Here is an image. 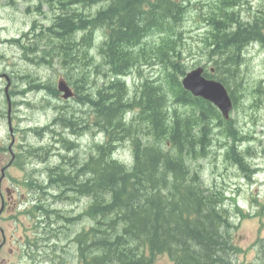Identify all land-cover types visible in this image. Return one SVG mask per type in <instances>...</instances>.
I'll return each instance as SVG.
<instances>
[{
	"label": "trees",
	"instance_id": "16d2710c",
	"mask_svg": "<svg viewBox=\"0 0 264 264\" xmlns=\"http://www.w3.org/2000/svg\"><path fill=\"white\" fill-rule=\"evenodd\" d=\"M25 1L48 12L45 23L33 27L36 40L28 34L19 40L24 55L32 57L31 51L38 64L58 65L75 90L73 105L88 109L57 107L51 125L63 132L46 133L61 146L57 160L41 177L33 170L13 178L32 196L22 211L31 223L27 244L35 263L154 264L167 255L174 264H264V237L251 244L249 262L241 261L246 252L238 240L244 219L259 216L263 223L264 203L254 214L244 210L225 171L229 164L254 179L253 138L210 101L185 90L181 80L190 68L186 53L193 38L185 22L193 16L201 28L196 51L214 67L206 75L225 83L236 107L247 93L261 104L262 85L248 92L239 72L245 51L264 45V10L253 9L249 0ZM144 68L159 74L143 76L129 89L123 77ZM21 73L12 76L25 89L11 93L34 88L58 95L54 79ZM95 130L99 141L95 137L85 151L67 136ZM216 141L219 153L213 151ZM120 143L130 146L128 160L114 156ZM50 149L26 144L15 162L22 168L26 160L48 163ZM2 151L9 150L0 140ZM205 159H213L208 178L202 174ZM70 201L79 207L74 217L59 207Z\"/></svg>",
	"mask_w": 264,
	"mask_h": 264
},
{
	"label": "rangeland",
	"instance_id": "374dc122",
	"mask_svg": "<svg viewBox=\"0 0 264 264\" xmlns=\"http://www.w3.org/2000/svg\"><path fill=\"white\" fill-rule=\"evenodd\" d=\"M249 2L252 4L253 9L258 10V12L264 10V0H249ZM24 8L25 5L23 2L13 4L3 1L0 3V28L3 30L4 38L16 35L19 32H22V30L28 28L33 19V15H31L32 13H27ZM39 18H41V16H39ZM185 25V30L190 32L189 34L193 36L192 39H189L186 53L188 61H192L191 66H193L194 64H199L203 57L200 52L196 51L195 45L197 39L195 33L196 31L200 32L201 28L198 29V24L195 22L193 16H189ZM4 66H7L9 69H3ZM0 68V73H9L11 69L15 68L19 73V77L23 70H28L32 73H37L36 75L42 79H55L54 74L57 78L59 73L57 67H55L54 70L47 64L39 65L27 63V60L24 59L20 49L11 45L6 39L0 41ZM239 74V78H243L242 84L247 88L246 90L248 92L251 91L254 85L258 84L262 85L264 88V48L262 46H256L251 49L249 48L245 51L244 61L240 67ZM136 75H138L137 72ZM4 87L5 79L0 78V109L4 108L6 110L7 107L1 105V102L4 101ZM22 87H24L22 84H18L16 88ZM17 94L19 95L15 97V101L18 105L13 109V112L15 113L12 112L15 141L11 139L7 121L5 117L2 116H0V119L3 118L4 124L0 123V139L5 141L7 146H13L16 151L22 149L25 144H27V146L28 144L34 146L52 145L53 147L50 136L46 134L40 136L30 131H27L26 133L23 132L25 126L30 125L41 128L44 125L50 124V120L55 115L56 109L54 106H51L46 102V94L44 95V93H41L39 90ZM23 99L29 100L31 104L25 101L22 105L21 102ZM239 102L242 103V106L238 110H233L232 117L237 120L239 128L253 138L252 151L254 154L252 162L258 167V173L253 177L254 179L248 180L247 178H244L241 173L237 172L232 165L228 164V168L225 169V171L228 172V174H226L228 178L226 179L230 181L234 187L237 200L242 208L254 214L261 209L262 204L264 203V97L261 104H256L253 95L247 93V95L242 96L239 99ZM73 107L78 113H83V110L80 107L70 104L69 108L71 109ZM67 136L71 137V134ZM89 140L90 136H85L81 143L86 146ZM219 150L220 148L216 141L213 151L219 153ZM6 155L7 154L0 152V160L3 161L5 159L8 161L9 156ZM117 155L120 158H126L129 155V145L122 144L118 148ZM50 160V162L57 160V151L52 153ZM212 160H202L205 168V171H203L202 174L206 178L210 175V165L213 163ZM219 161L222 162L223 160ZM32 164H35V162ZM30 166H27L26 171L32 170L35 167L34 165ZM41 166L42 165H39V167ZM220 167L223 168V164H220ZM10 173L13 176L9 175V178L4 184L10 186L12 194L19 202L18 205H13L11 210L5 213L1 219V226L4 228L7 241L0 253V264H33L30 261V258L26 256L25 242L22 240V236L24 235V237H26L31 231L25 227L27 225L26 221H24V224L26 225H23L20 223L21 221L13 218L14 214L22 210L20 204L23 203L22 205H24L26 204V201L29 200L27 194L28 191L23 186L20 190V188L16 187V182L13 180L14 176L22 175V170L14 167L10 169ZM262 220L263 223L259 216H251L241 222V227L238 231V240L240 245L247 250L246 254L240 256L242 262H249L254 258L255 251L252 248H249V246L260 234L264 236V216ZM1 239L2 237L0 233V242ZM154 264H173V262L167 255H161L156 259Z\"/></svg>",
	"mask_w": 264,
	"mask_h": 264
},
{
	"label": "water",
	"instance_id": "95a60500",
	"mask_svg": "<svg viewBox=\"0 0 264 264\" xmlns=\"http://www.w3.org/2000/svg\"><path fill=\"white\" fill-rule=\"evenodd\" d=\"M201 72L202 70L198 69L189 73L188 76L183 80L185 87L191 89L196 95H202L213 100L221 108L223 113L227 115L232 103L225 88L222 84L216 81L206 80L201 76ZM58 87L59 90L64 91L63 96L65 98L73 95L65 81L61 80L58 84Z\"/></svg>",
	"mask_w": 264,
	"mask_h": 264
}]
</instances>
